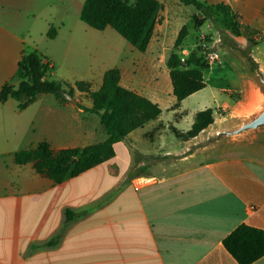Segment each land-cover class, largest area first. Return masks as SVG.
<instances>
[{
	"label": "crops",
	"instance_id": "obj_1",
	"mask_svg": "<svg viewBox=\"0 0 264 264\" xmlns=\"http://www.w3.org/2000/svg\"><path fill=\"white\" fill-rule=\"evenodd\" d=\"M201 1L228 4L255 40L256 32L263 35V61L258 55L264 67V0ZM84 2L0 0V91L17 83L23 51L46 55L53 65L50 75L69 81L53 58L61 57L59 68L67 66L72 72L76 67L72 59L79 25L67 20H81ZM51 26L57 31L52 39L47 36ZM84 37L88 40L91 34L85 32ZM47 44L59 47V54L53 56ZM108 48L91 46L87 67L101 63L97 70L102 78L106 70L119 68L121 85L125 74L137 79L142 65L122 54L118 64L108 65ZM219 78L212 84L225 99L217 107L242 115L255 99L254 83L238 70ZM132 84L130 80L123 86L158 103L160 90L142 93ZM206 86L178 108H167L171 117L161 113L115 143L112 158L61 183L37 173L33 163H15V154L41 142L58 151L104 140L99 115L82 109L91 107V100L76 91V103L38 95L20 109L13 98L0 101V264H238L223 240L242 223L264 230V152L242 153L234 146L243 142L239 140L168 158L185 151L211 125L190 140L176 138L173 129L155 128L163 121L181 131L190 129L201 110L196 109L186 130L175 126L174 113H183V103ZM231 90L240 92L238 101L227 96ZM69 211L77 214L70 220ZM251 264H264V256Z\"/></svg>",
	"mask_w": 264,
	"mask_h": 264
},
{
	"label": "trees",
	"instance_id": "obj_2",
	"mask_svg": "<svg viewBox=\"0 0 264 264\" xmlns=\"http://www.w3.org/2000/svg\"><path fill=\"white\" fill-rule=\"evenodd\" d=\"M184 6H193L197 13L193 15L196 27H202L214 13H220L227 30L237 37L247 38L251 44L258 42L246 32L240 22V16L226 3L208 4L201 0H177ZM163 6L159 0H85L80 19L89 27L102 31L110 27L133 47L145 51L154 35L159 13ZM56 29L51 26L47 32L49 38H55ZM184 25L180 29L174 46L177 48L187 36ZM205 53L201 46L183 58L172 51L166 60L172 94L175 103L171 109L179 107L180 102L206 86L203 68H206ZM53 65L49 58L38 50L23 51L15 75L16 84H6L0 91V101L13 98L19 102L20 109L30 104L34 97L51 94L65 101L64 93L74 96L76 91L88 95L91 107H82L86 112L99 115L105 132V139L84 147L65 148L54 151L47 142L39 143L35 148L22 150L15 154V163L22 165L33 163L37 173L51 178L56 183L75 177L80 173L112 158L114 145L133 130L149 121L157 119L162 113L160 106L120 83L121 72L115 67L104 72L102 83L93 89L85 80L69 82L50 78ZM214 123L213 109L196 113L190 129L181 131L173 128L180 140L197 137ZM77 214L68 212V219ZM223 246L238 264H251L264 256V230L247 224L238 225L223 240Z\"/></svg>",
	"mask_w": 264,
	"mask_h": 264
},
{
	"label": "rangeland",
	"instance_id": "obj_3",
	"mask_svg": "<svg viewBox=\"0 0 264 264\" xmlns=\"http://www.w3.org/2000/svg\"><path fill=\"white\" fill-rule=\"evenodd\" d=\"M159 1L161 2L163 8L159 13V22L156 24L151 43L145 51H140L139 49L133 47L128 41L122 38L114 29L110 27L99 31L88 27L81 20H67L70 22L76 21L79 25L77 30V38L79 37L77 41V54L72 59L73 64L75 63L76 67L72 68V72L66 70L68 68L67 66L64 68H59L58 61H60L61 57H55L53 59L54 62L57 63V71H65V75H68L65 77H68L69 81L81 79L92 81V88L95 90L99 87L102 78V72L97 70L101 63L98 65L95 64V61L93 63V69H89L87 66L91 64V62L88 55V50L91 46H108L109 58L111 60L108 65L112 66L114 63L118 64L120 62L121 54L122 56H125V58H127V60L130 62L134 60L136 64L142 65L140 72L137 74V79L133 80V77L129 73L125 74L122 84L126 85V82L131 80L133 82L131 88L139 90L142 93H147L151 88H157L160 90V99L158 100L157 104L163 111V117H171L172 113L170 110L173 109L168 110L167 108H171V106L175 103V97L172 94L171 81L166 65L167 57L172 51H176L181 57L187 58L190 52L201 46L205 53V61L207 63V67L202 69L207 86L202 92L200 91V93L197 95L198 97H192L183 103L180 108L182 110L181 112L183 113H174L175 117L173 116V119L176 121L175 126H177L179 129L186 130L188 127H190L188 126V122L192 121L193 114L195 113L196 109L205 110L209 108L213 109L214 111V123L206 131H204L202 135L210 130H213L214 128H221L226 124L234 122L238 119V116L232 115L233 113L231 114L230 108L217 107L219 105L218 103L223 101L225 98L223 97V94L217 93L212 81L220 79V76H226V72H229V70H231V72L237 70L239 72L241 71L246 74L250 81H252L253 74L251 71L237 58L235 53H233L226 43L232 41L237 45L252 49L255 54L257 53L256 55L258 58L261 56L260 58L262 60V55L260 52L262 43L261 38L263 35L260 32H256L255 36L258 43L253 45L247 38L237 37L227 30L223 24L222 14L217 12L214 13L212 18L207 19L202 27H196L192 17L195 13H197V10L193 6H184L177 0ZM184 25L187 27L188 34L184 38L183 42L177 48H175V40L180 29ZM245 30L249 35H254L248 29L245 28ZM85 32L91 34L90 39H85ZM60 42L63 43L62 41ZM48 45L49 44H47V47H49V51H51L53 56L59 54V47ZM210 51H215L219 54V59L213 63L207 59V54ZM50 78L59 79L58 76L53 75H50ZM226 92L227 96L234 101H238L241 98L240 92L238 90ZM215 94H217V99ZM75 95L76 92L74 96ZM39 96L53 95L42 94ZM82 97L87 98L88 95L82 94ZM198 98H200V100H197ZM196 100L200 101L199 104H194ZM155 128L156 130L164 128L173 129L171 125L170 127L165 126L163 121L158 123ZM166 135L169 139H171L173 133L168 131ZM238 144L240 145H234L236 146L235 148L241 150L242 153L250 154V156H261V152H264V138L256 139L253 142L245 140ZM199 159L202 160L203 158L200 157Z\"/></svg>",
	"mask_w": 264,
	"mask_h": 264
},
{
	"label": "water",
	"instance_id": "obj_4",
	"mask_svg": "<svg viewBox=\"0 0 264 264\" xmlns=\"http://www.w3.org/2000/svg\"><path fill=\"white\" fill-rule=\"evenodd\" d=\"M226 44L253 74L252 82L256 89V96L253 103L234 122L208 131L191 142L185 151L178 154H170L168 158L180 159L188 157L197 152L227 142L264 138V67L252 49L242 47L232 41ZM64 96L71 102L76 103L73 96L68 93H64Z\"/></svg>",
	"mask_w": 264,
	"mask_h": 264
},
{
	"label": "built area",
	"instance_id": "obj_5",
	"mask_svg": "<svg viewBox=\"0 0 264 264\" xmlns=\"http://www.w3.org/2000/svg\"><path fill=\"white\" fill-rule=\"evenodd\" d=\"M207 59L213 63L215 62L216 60L219 59V54L215 51H210L208 54H207Z\"/></svg>",
	"mask_w": 264,
	"mask_h": 264
},
{
	"label": "bare ground",
	"instance_id": "obj_6",
	"mask_svg": "<svg viewBox=\"0 0 264 264\" xmlns=\"http://www.w3.org/2000/svg\"><path fill=\"white\" fill-rule=\"evenodd\" d=\"M249 105L251 106V104H249ZM249 105H248V106H249ZM249 108H250V107H249Z\"/></svg>",
	"mask_w": 264,
	"mask_h": 264
}]
</instances>
